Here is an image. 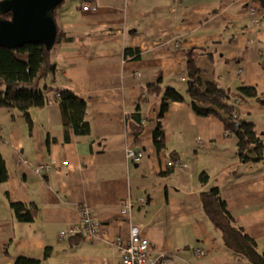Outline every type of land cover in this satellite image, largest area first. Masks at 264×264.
Returning a JSON list of instances; mask_svg holds the SVG:
<instances>
[{
    "label": "crops",
    "instance_id": "0c3cea01",
    "mask_svg": "<svg viewBox=\"0 0 264 264\" xmlns=\"http://www.w3.org/2000/svg\"><path fill=\"white\" fill-rule=\"evenodd\" d=\"M87 1L95 7L83 8ZM58 19L74 38L52 48L56 67L42 80L48 104L33 107L32 120L0 106V153L10 172L0 180V264H17L20 256L38 264L118 263L123 252L116 239L126 242L131 234L122 213L127 196L135 202L133 222L173 264H249L228 249L200 194L219 185L264 250V158L242 161L223 122L192 107L186 53L208 47L214 57L202 56L200 64L209 78L234 92L258 87L259 96L233 102L264 133V0H73L62 5ZM128 47L139 52L126 54ZM160 78L162 92L148 97L147 85ZM169 86L185 99L173 101L165 113L168 147L160 151L154 129ZM58 87L88 100L91 134L72 129L65 139ZM137 110L144 123L139 140L129 128V115ZM128 145L144 150V158L129 161ZM19 157L57 165L41 176ZM204 170L211 175L206 184L199 179ZM12 201L36 202L35 220L21 221ZM83 204L100 221L99 235L60 240L62 229L83 220Z\"/></svg>",
    "mask_w": 264,
    "mask_h": 264
},
{
    "label": "trees",
    "instance_id": "16d2710c",
    "mask_svg": "<svg viewBox=\"0 0 264 264\" xmlns=\"http://www.w3.org/2000/svg\"><path fill=\"white\" fill-rule=\"evenodd\" d=\"M63 4L61 3L55 9V17L58 22L56 44L74 38V35H68L58 19ZM0 17L11 18L12 12L1 11ZM137 52H139V48L128 47L126 49V54ZM51 54L52 49L40 42L25 43L18 47L0 46V106L16 108L32 120L31 109L48 104L49 87L43 84L42 80L56 67ZM205 55L211 59L214 57L208 47L194 46L187 49V93L190 96L192 107L200 115H215L223 122L226 132L236 137L237 154L242 161L250 162L263 159V130L259 128L256 121L245 117L239 103L233 102L234 99L259 96L258 87L243 85L238 92H234L215 78H209L205 68L200 64L202 56ZM161 81L160 78L147 85L148 97L150 94L162 92ZM56 95L65 126V139H71L72 129L77 135L91 134L92 123L87 118L88 100L68 87L56 88ZM184 99L185 94L175 87L169 86L164 92L159 121L154 129V141L160 151L168 147L163 121L165 113L173 101ZM129 120V128L139 140L144 128L142 112L137 110L131 113ZM172 154L177 156L174 151ZM9 176L6 159L0 153V180L5 181ZM210 176L208 170L202 171L200 182L208 183ZM200 197L204 212L215 227L221 231L228 249L248 260L249 264H264V250L260 248L257 238L248 232L245 225L230 210L222 188L219 185H211L201 191ZM11 206L14 213L23 222H33L40 211L36 202L12 201ZM74 237L86 238L81 234H75L70 238ZM50 253L51 248L48 247L46 254ZM38 263V259L30 257L20 256L17 260V264Z\"/></svg>",
    "mask_w": 264,
    "mask_h": 264
},
{
    "label": "built area",
    "instance_id": "2783aa9c",
    "mask_svg": "<svg viewBox=\"0 0 264 264\" xmlns=\"http://www.w3.org/2000/svg\"><path fill=\"white\" fill-rule=\"evenodd\" d=\"M95 6L86 2L83 4V8L91 9ZM127 156L129 161H140L144 158L145 152L141 149H136L134 146H127ZM18 162L34 168L41 176L46 175L51 168L57 165L54 161L35 162L27 157H19ZM178 161H169L170 165H177ZM180 164V162H178ZM63 164H69V160H64ZM147 199L142 198L141 202L146 203ZM134 200L131 196H127L122 200V213L126 216L130 222V238L126 242L120 238L116 239L117 244L121 247L123 257L118 263L105 262L103 264H173V260L162 250L155 251L152 246L151 240L146 237L141 227L133 222L132 211L134 207ZM83 213V220L72 224L59 232V239L65 241L75 234H81L86 238H92L99 235L98 221L90 209L88 204H83L81 207ZM204 250H198V253H202Z\"/></svg>",
    "mask_w": 264,
    "mask_h": 264
},
{
    "label": "water",
    "instance_id": "95a60500",
    "mask_svg": "<svg viewBox=\"0 0 264 264\" xmlns=\"http://www.w3.org/2000/svg\"><path fill=\"white\" fill-rule=\"evenodd\" d=\"M63 1L0 0V12H12L11 18L0 17V46L40 42L52 49L58 36L55 9Z\"/></svg>",
    "mask_w": 264,
    "mask_h": 264
},
{
    "label": "rangeland",
    "instance_id": "374dc122",
    "mask_svg": "<svg viewBox=\"0 0 264 264\" xmlns=\"http://www.w3.org/2000/svg\"><path fill=\"white\" fill-rule=\"evenodd\" d=\"M71 1H73V0H64L63 3H64V5L66 6V5H68V3L71 2Z\"/></svg>",
    "mask_w": 264,
    "mask_h": 264
}]
</instances>
